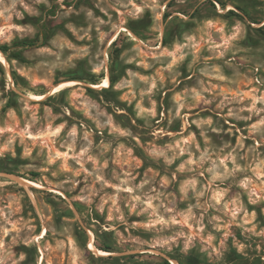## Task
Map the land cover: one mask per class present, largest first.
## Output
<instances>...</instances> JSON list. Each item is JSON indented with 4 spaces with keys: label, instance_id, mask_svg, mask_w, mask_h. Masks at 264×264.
I'll use <instances>...</instances> for the list:
<instances>
[{
    "label": "rangeland",
    "instance_id": "374dc122",
    "mask_svg": "<svg viewBox=\"0 0 264 264\" xmlns=\"http://www.w3.org/2000/svg\"><path fill=\"white\" fill-rule=\"evenodd\" d=\"M0 50V264H264V0H0Z\"/></svg>",
    "mask_w": 264,
    "mask_h": 264
},
{
    "label": "bare ground",
    "instance_id": "6f19581e",
    "mask_svg": "<svg viewBox=\"0 0 264 264\" xmlns=\"http://www.w3.org/2000/svg\"><path fill=\"white\" fill-rule=\"evenodd\" d=\"M0 61L2 63H4L6 66H9V61L8 59L5 57V55L2 53V51L0 50ZM78 81L74 80V81H68V82H62L61 84H59L58 86L54 87V91L59 90L60 88L64 87V86H70L73 85L75 83H77ZM109 83H110V79L109 77H106L103 82H101L100 84H91L92 86L96 87V88H106L109 87ZM52 92V91H51ZM53 93V92H52ZM45 96L41 95V96H35V99H43ZM19 179V178H18ZM23 180V179H22ZM26 182H30L33 185H38L36 182L33 181H29V180H25ZM21 182V181H20ZM93 234V233H92ZM89 247L93 250H98L97 247L95 246V244L91 241L89 243ZM99 253L101 255H105L108 254L109 252L106 251H102V250H98ZM176 261V260H175Z\"/></svg>",
    "mask_w": 264,
    "mask_h": 264
},
{
    "label": "trees",
    "instance_id": "16d2710c",
    "mask_svg": "<svg viewBox=\"0 0 264 264\" xmlns=\"http://www.w3.org/2000/svg\"><path fill=\"white\" fill-rule=\"evenodd\" d=\"M54 13V12H53ZM170 14H167V17ZM30 44H34V43H30ZM3 51H6V47H2ZM16 56L18 57V59H20L21 61H25V57L21 54V53H16ZM166 264H171L168 260L165 262Z\"/></svg>",
    "mask_w": 264,
    "mask_h": 264
}]
</instances>
